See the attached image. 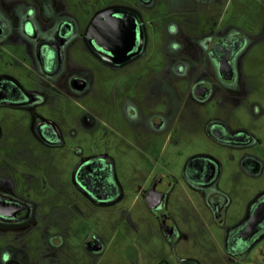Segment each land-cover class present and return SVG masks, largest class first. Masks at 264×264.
I'll list each match as a JSON object with an SVG mask.
<instances>
[{
    "label": "flooded vegetation",
    "instance_id": "flooded-vegetation-1",
    "mask_svg": "<svg viewBox=\"0 0 264 264\" xmlns=\"http://www.w3.org/2000/svg\"><path fill=\"white\" fill-rule=\"evenodd\" d=\"M231 1L0 0V264H180L163 248L180 201L186 221L230 223V257L259 256L264 84L250 89L242 68L255 33L234 15L211 27ZM117 141L147 161L130 188L153 224L81 217L124 195ZM54 147L74 157L69 218L38 217L32 199L53 189L37 159Z\"/></svg>",
    "mask_w": 264,
    "mask_h": 264
},
{
    "label": "rangeland",
    "instance_id": "rangeland-1",
    "mask_svg": "<svg viewBox=\"0 0 264 264\" xmlns=\"http://www.w3.org/2000/svg\"><path fill=\"white\" fill-rule=\"evenodd\" d=\"M167 1L160 0L159 8L167 9ZM182 1L184 5L189 0ZM258 14L259 7L255 0H232L228 4L225 3L221 12L212 15L210 19L212 29L222 28L225 24V18H230L234 15L235 18L239 19L238 23L242 28L249 33H255V39L252 40V44L242 54L244 78L247 79L246 83L248 85L246 86L250 87V89L254 88L253 77L258 79L261 84H264V25L258 22ZM255 100L259 101L255 98L242 101L241 104L244 106V110H248L251 107V103ZM188 101L190 102V100ZM212 104L208 103L207 106L211 107ZM86 146L84 147L86 148ZM148 147L153 149L152 145ZM51 150V157L47 158L46 161L37 159V164L42 166L39 167L40 169L47 171L49 176L48 185L53 187V189L46 192L36 191V193H32V199L40 203L37 210L38 217L69 218L71 216L66 214L64 208L61 209V207H65V202L72 201V197L77 192L71 186L69 178L74 160L73 153L70 148L65 147H54ZM111 150L116 158L118 176L125 187L124 195L114 206L97 207L95 211L86 209L84 211L85 214L81 215V217L104 220L106 218L130 219L139 216L150 220L153 219V215L150 212L144 211L142 213L138 209L141 202L140 198L136 200L137 205L132 206L133 201L136 199V192L130 187H132V183H135L133 180L139 174L136 171L145 169L147 164L145 157L139 155V151L135 147L126 146L119 141L112 145ZM56 187L66 188L62 190L55 189ZM185 205L182 201L180 203L171 202L169 205L170 209H172V215L174 214L176 218L175 223L179 235L174 243H169L164 237L163 248L165 254L172 252V250L176 251L177 260H179L180 264H264V238L260 242L261 253L258 257L236 260L224 251V234L230 223L226 222L223 225H218L215 223L204 224L198 221H186L182 216V209ZM149 223L153 224V221L151 220ZM168 226L170 227V225ZM154 229L155 227L150 226V230H148L149 242L155 240L152 237V231L156 232ZM154 237H157L156 234Z\"/></svg>",
    "mask_w": 264,
    "mask_h": 264
}]
</instances>
